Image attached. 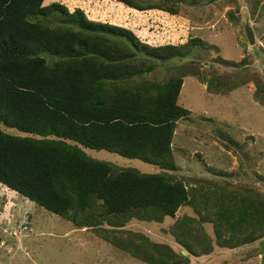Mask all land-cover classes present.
Listing matches in <instances>:
<instances>
[{"label":"trees","instance_id":"trees-1","mask_svg":"<svg viewBox=\"0 0 264 264\" xmlns=\"http://www.w3.org/2000/svg\"><path fill=\"white\" fill-rule=\"evenodd\" d=\"M115 1L178 15L204 0ZM262 1H254L253 12ZM45 2L0 0V184L145 264H191L215 246L263 239L264 192L228 182L206 190L205 179L195 187L179 176L173 150L179 122L190 115L179 104L185 79L195 77L210 93L226 88L219 75L208 76L200 52L220 48L200 38L153 46L81 9ZM173 59L189 61L170 78L147 79L159 62ZM255 99L264 104L259 94ZM102 151L154 169L93 155ZM183 208L193 215L167 229L178 252L127 229L134 221L174 220Z\"/></svg>","mask_w":264,"mask_h":264},{"label":"rangeland","instance_id":"rangeland-1","mask_svg":"<svg viewBox=\"0 0 264 264\" xmlns=\"http://www.w3.org/2000/svg\"><path fill=\"white\" fill-rule=\"evenodd\" d=\"M254 1L204 0L195 6H183L178 15L159 10L140 12L115 0H46L45 5L60 3L71 12L81 9L90 20L127 28L153 46L182 45L200 38L220 48L219 53L212 50L209 56L200 52L208 76L216 73L226 88L220 94L210 93L208 85L195 77H187L182 88L179 104L190 115L179 122L173 141L175 156L181 164L179 176L194 180L195 187H200L205 179L204 187L211 191L212 184L228 182L264 192V104L255 99L256 94L264 98V0L255 12ZM230 12L239 19L237 23L230 18ZM247 17L256 35L254 45L249 44L245 33ZM218 56L222 61L216 59ZM188 61L159 62L147 79L170 78ZM242 80L251 82L254 89L242 84ZM93 155L118 165L132 163L131 167L141 171L154 169L105 151ZM212 168L223 175L212 172ZM184 215L193 212L183 208L174 220L161 224L134 221L127 229L169 244L178 252L182 248L167 229ZM207 232L216 238L209 225ZM0 264L145 263L93 231L77 228L0 185ZM191 264H264V238L236 249L215 246L210 255L192 257Z\"/></svg>","mask_w":264,"mask_h":264},{"label":"water","instance_id":"water-1","mask_svg":"<svg viewBox=\"0 0 264 264\" xmlns=\"http://www.w3.org/2000/svg\"><path fill=\"white\" fill-rule=\"evenodd\" d=\"M245 33L248 38L249 44L254 45L256 42V35L253 28L250 25L249 17L246 18Z\"/></svg>","mask_w":264,"mask_h":264},{"label":"clouds","instance_id":"clouds-1","mask_svg":"<svg viewBox=\"0 0 264 264\" xmlns=\"http://www.w3.org/2000/svg\"><path fill=\"white\" fill-rule=\"evenodd\" d=\"M185 85V81H184V84H183V86ZM183 88V87H182ZM181 92H182V90H181ZM1 185V184H0ZM6 189H8V188H6ZM9 190V189H8ZM15 193V192H14ZM17 194V193H16ZM19 195V194H18ZM21 196V195H20ZM23 197V196H22ZM22 228L24 229V231H28L27 230V226L26 225H22ZM86 230V229H85ZM23 232V231H22Z\"/></svg>","mask_w":264,"mask_h":264}]
</instances>
